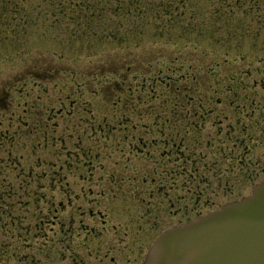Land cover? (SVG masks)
<instances>
[{
  "label": "rangeland",
  "instance_id": "rangeland-1",
  "mask_svg": "<svg viewBox=\"0 0 264 264\" xmlns=\"http://www.w3.org/2000/svg\"><path fill=\"white\" fill-rule=\"evenodd\" d=\"M41 1L11 0L10 10L0 21V213L13 221L9 226L13 229L11 244L20 248L25 241L24 228L17 229L14 224L27 223V264H99L95 260H100L108 244L115 240L113 228L134 224L132 220L137 223L142 212H178V208L188 205L179 212H192L189 218L175 216V223L193 221L226 202L249 195L254 184L264 179V6L244 3L241 8L233 5L229 10L219 3L202 8L199 5L207 17L202 37L183 34L173 24L169 38L159 39L151 31L140 40L129 39V26L120 16L105 13L104 8L114 10L112 0L95 11V19L89 24L87 6L92 0L79 1L86 7L81 10L85 14L80 11L60 21L51 14L45 18V12L52 7ZM59 2L55 0L53 7ZM39 8V25L29 29V19ZM229 12L231 19L227 21L225 15ZM54 19L58 22H52ZM136 19L135 15L131 17L132 21ZM179 50L219 64L223 73L236 72L231 76L234 80L229 78L234 82L230 83L232 89L226 90L222 83V89L211 94L224 98L227 93H238L234 97L245 98L240 111L251 113L252 127L237 138L245 140L244 146H251L235 150V136H223L225 121L219 126L223 135L192 139L188 152L172 162L173 157L156 145L144 146L140 138L130 134L125 138L124 133L129 131L147 134L144 141L162 142L160 124L149 131L136 120L133 129L125 130L122 119L124 125L120 126L119 120L117 127L113 128L116 124L112 123L106 125L108 130H101L98 124L102 120H97L98 116L92 120L96 70L102 75L109 73L130 51L133 55L168 56ZM239 69L248 74L240 75ZM82 74L87 77L83 83L79 79ZM217 85L218 82L213 86ZM83 86H87V95L83 103L77 104L75 98L78 91L79 95L83 92ZM6 90L10 92L7 96ZM106 91L108 94L110 90ZM99 100L94 98L96 103ZM37 101L42 107L39 111L31 107ZM151 120L146 122H155ZM212 125L210 120L203 128L210 131L214 129ZM133 141L139 142L138 149L143 151L129 152L124 142ZM8 145L24 157L17 159V154L9 160L8 150L3 149ZM23 163L27 168L22 167ZM136 179L139 183H135ZM7 185L19 199L2 193ZM154 189L158 192L150 195ZM173 202L175 207H171ZM103 220L107 230L101 231ZM11 221L6 220V224ZM162 222L160 219L149 226L142 224L144 249L138 264L154 235L172 225ZM97 224L100 232L88 234L89 226Z\"/></svg>",
  "mask_w": 264,
  "mask_h": 264
},
{
  "label": "trees",
  "instance_id": "trees-1",
  "mask_svg": "<svg viewBox=\"0 0 264 264\" xmlns=\"http://www.w3.org/2000/svg\"><path fill=\"white\" fill-rule=\"evenodd\" d=\"M79 1L60 0L55 7L52 5L55 0H43L40 3L44 2L48 8L52 7L49 13L45 12V18L48 17L47 14H51V16L57 17L60 21L61 18H68L71 14H78L86 8ZM112 3L115 8L114 10H109L104 8V6L106 7L110 4L109 0H92L91 5L87 6L89 16L86 19V23H92L95 19V11L98 12L100 7H103L107 15L116 14L124 20V25L129 26L130 30L127 33L129 39L134 37L133 39L140 40L144 39L151 31H154V36L159 39L169 38V31L173 24L181 29L183 34H190L191 36H197V38L202 37V34L206 32L204 29H207L205 23L207 17H204L199 5L202 8L203 5L211 7L214 3H219L225 5L229 10L233 5L241 8L244 3L264 6V0H112ZM10 7L11 0H0V21L7 15ZM81 12L85 14L84 11ZM194 12H197V16H195ZM40 13L39 8V12L29 19L31 26L37 22ZM217 13L218 10L215 15ZM133 15L138 18L136 21L131 20ZM76 18L85 19L78 16ZM215 18L217 17L215 16ZM202 19H205L204 22L200 21ZM225 19L227 21L231 19L230 12L225 15ZM52 22L57 23L58 20L54 19ZM137 29L139 31L135 32ZM134 34L137 35L134 36ZM92 35H95L94 32ZM178 39H182V37ZM121 41L125 42L126 40L121 39ZM196 50L190 51L199 52ZM239 70L240 75L245 74V71H241L243 69ZM99 72L96 70V80H93L92 99L93 101L94 98L100 97L101 99L98 103H94L97 112L110 107L109 111L114 116L108 117L104 113L105 117L102 119L97 118V120H102L104 123L99 121L98 127H101V130H108L109 128L106 125L116 124V126H113L114 128L117 127V122L121 120L122 123H118L122 126L124 125V120L126 125L123 129L128 130L133 129L132 124L137 120L141 128L151 131L155 129L154 125L160 124L162 130L159 133L164 137L162 142L158 143L153 140L151 142L148 139L144 141V138H147V134L144 133L126 132L124 133L125 138H128V134H130L136 139L140 138L139 142L144 146L148 145V143L152 144V146L156 145L158 150L163 149L167 151L170 157H173L172 162H175L177 158L188 152V142L191 141L192 143L194 138L197 141L196 137L198 136L204 137L199 135L198 129L203 128L205 123L212 120V127L218 125L219 121L212 119L213 117L210 115L211 109L214 110L218 105L217 103H224L225 113H243L240 111V107L245 98L242 97L241 100L234 97L238 93L230 95L227 93L225 95L227 97L224 98L222 96L214 97L215 95L211 94L213 90L216 93L219 92L223 85L226 86V90L232 89L231 87L234 86L230 85V83L234 82L229 81V78L234 80V77L231 76L236 75V72L223 73L219 64L211 63L208 60L205 62L200 55L191 57L180 50L176 51V53L168 54V56L163 54L152 56L142 53L133 55V52L130 51L126 57L113 65L109 73L102 75ZM81 77L83 78L81 83L85 82L84 80L87 79L86 75L82 74ZM217 82L218 87L216 88L213 85ZM84 84L87 85V83ZM89 85L90 83L87 86ZM87 86L82 87L83 92ZM106 90H110L108 94ZM113 94L114 98H111ZM117 114L120 115L119 118L115 117ZM131 115H136V118L131 117ZM139 115L147 117H139ZM150 118H153L151 121L155 122L147 123L146 121ZM158 119L162 123L158 122ZM134 126V128L137 127L136 124ZM94 128H96L95 124ZM147 133L155 136V133ZM139 142L133 141L129 142V144L124 142V145L129 152L135 150L143 151L138 149L141 147ZM182 147H184L183 150L181 149ZM156 157L154 156V159H157ZM189 159L190 155L188 154Z\"/></svg>",
  "mask_w": 264,
  "mask_h": 264
},
{
  "label": "water",
  "instance_id": "water-1",
  "mask_svg": "<svg viewBox=\"0 0 264 264\" xmlns=\"http://www.w3.org/2000/svg\"><path fill=\"white\" fill-rule=\"evenodd\" d=\"M143 264H264V181L250 196L163 232Z\"/></svg>",
  "mask_w": 264,
  "mask_h": 264
},
{
  "label": "flooded vegetation",
  "instance_id": "flooded-vegetation-1",
  "mask_svg": "<svg viewBox=\"0 0 264 264\" xmlns=\"http://www.w3.org/2000/svg\"><path fill=\"white\" fill-rule=\"evenodd\" d=\"M217 107L216 109H211V113L210 115L213 117L212 119L219 121L218 125H216L217 127L214 129H211L210 131L204 129V128H199L198 132L200 133V136H214V135H223L222 132V128H219V126L223 125L222 123H224L225 121H227V125L225 126V134L223 136H229L232 137V135H234L235 137H242V134H245L244 132L252 127V117L250 116L251 113H236V112H228L225 113L224 112V103L223 102H219L217 103ZM221 107V108H219ZM255 110H253L254 113ZM241 121V122H240ZM242 122H247V123H242ZM227 130V131H226ZM248 131L247 134L250 135V137H252V134H250V132ZM206 132V133H203ZM247 136V135H245ZM249 142V140H248ZM250 143V142H249ZM248 146L251 145H242V144H236L235 147L237 148L236 150H238L239 148H248ZM4 150H8V159L11 160V157L13 155H17L18 153L14 152L13 146H8V147H3ZM17 159L23 158L24 156H20L18 154V156H16ZM24 165L22 167L27 168V166L25 165V163H23ZM245 173H247L245 171ZM250 173V172H249ZM255 178V177H254ZM254 178L251 177V180H253ZM149 178L145 177V181H147ZM152 179V178H151ZM130 181V180H129ZM153 181H155V178H153ZM130 183H132L130 181ZM135 183H139V180L136 179ZM7 187H9V189L7 190ZM27 189V188H23ZM12 187H10L9 185L5 186V188L3 189L2 193H5L6 195H8V197L10 198H14V199H19V196H17L15 193H12ZM22 190V191H23ZM156 189H154L152 192H150V195H153L155 193ZM1 194V193H0ZM1 196V195H0ZM188 197V196H187ZM186 197V200H187ZM10 198H8V200H10ZM180 200V198H179ZM178 202V200L176 201ZM176 202L172 203L171 207H175ZM186 206V207H185ZM183 208H178V212H142V214L140 215V217L137 219V223L136 220L132 222L131 224L128 225H121L120 227H114L113 228V235L115 240H113L110 244H108L107 246V250L106 252L100 256L101 259L100 260H95L98 261L97 263L99 264H138V257L141 253V251H143L144 247H143V226H149L151 225L152 222H159L160 219L163 220L162 223L170 225L172 224L173 226L176 224L175 223V216H183V218L188 217L192 212H179L182 211L183 209H187L188 205H185ZM153 207H157L156 203L153 204ZM0 212H3V204H0ZM90 214L92 217H94L95 213L90 211ZM5 218L3 216V213H0V227H5L4 229L1 230L0 228V264H27V223L24 225H18L17 222L14 224L15 227L24 228V245L22 248H20L19 246H15V244H11L12 243V233H13V229H11L9 226L13 225V221H11V218L6 219L5 221H2ZM189 218V217H188ZM6 220H10L11 222L6 224ZM94 220V219H93ZM190 219L183 221V222H187ZM94 222H97L96 220H94ZM102 226H101V231L107 230V227L105 223V220L102 221ZM183 222H179L177 224H181ZM144 224V225H142ZM98 224L95 226H89V230H88V234L90 233H96V232H100V228H98ZM155 228V223L154 226ZM170 227V226H168ZM167 227V228H168ZM120 229V231L118 230ZM98 230V231H97ZM5 235L4 237H2L1 235ZM8 234V235H6ZM149 236V235H148ZM152 235L149 236V238ZM120 239V240H119ZM17 247L19 249H17Z\"/></svg>",
  "mask_w": 264,
  "mask_h": 264
}]
</instances>
